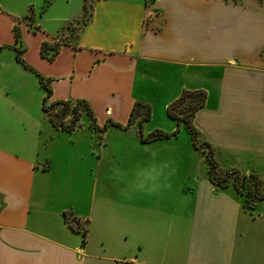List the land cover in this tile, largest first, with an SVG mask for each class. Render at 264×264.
<instances>
[{"label":"crops","instance_id":"1","mask_svg":"<svg viewBox=\"0 0 264 264\" xmlns=\"http://www.w3.org/2000/svg\"><path fill=\"white\" fill-rule=\"evenodd\" d=\"M83 2L27 0L20 18L0 3V52L18 25L20 59L47 81L45 105L83 102L104 128L85 114L70 132L54 127L38 77L17 62L33 84L0 79V264H264V202L247 209L231 183H210L204 152L166 113L183 90L204 91L191 117L198 141L218 169L264 187V0H92L71 36ZM61 34L66 42L43 58L41 43ZM135 103L149 119L123 128ZM175 128L140 140L139 131ZM164 163L157 194H121ZM64 211L86 228L84 243Z\"/></svg>","mask_w":264,"mask_h":264},{"label":"trees","instance_id":"2","mask_svg":"<svg viewBox=\"0 0 264 264\" xmlns=\"http://www.w3.org/2000/svg\"><path fill=\"white\" fill-rule=\"evenodd\" d=\"M86 11V6H85V0L83 2V10L82 12ZM90 14V13H89ZM38 30V27L35 28L34 32ZM18 31L14 28V46H11L12 50L14 51L15 54V61L19 64L22 65V67L26 70L32 71L35 73V75L38 77V82L40 86L44 89L45 95L42 100V110L47 114L49 121L54 127H57L61 130L65 131H72L75 128V123L79 119L81 115V111L85 112L89 119V123L93 129H96L98 131H103L104 128H97L94 125V118L91 114V111L86 107L85 103L83 102H77L76 105H74L70 111L73 115V118L68 122L67 125H64L61 121H56V118L58 117H63L64 113L67 112L69 109V102H64V101H55L53 103H50L47 107L45 105L46 99L49 96L50 90L47 87V81L43 80L41 76L36 73L32 67H29L25 63L22 62V60L19 57L20 49L16 46L19 44V36H18ZM60 44L62 42L55 41L52 44H48L47 42H42L40 45V55L43 58H46L47 60H52L53 57L57 54L58 49ZM50 51V52H49ZM204 99H205V93L204 91L197 90V91H187L183 90L180 95L172 101L167 107H166V113L169 118L174 120L176 124L178 125L179 123H183L191 141V145L195 150H200L204 152V157L205 161L207 162V177L210 183L219 186L221 188L227 187L229 183L233 186L235 191L241 195H243V205L247 209H252L251 207L248 208L249 203L254 204L258 201H263L264 202V187L261 186V183L258 179V177L254 174H247V175H242L238 173L236 170H223V173H220V169L217 167V163L213 158V152L212 149L208 147L203 142H199L197 139V134L196 130L191 124V117L193 116V113L196 109L200 108L204 104ZM186 104L184 110H178V108L182 105ZM58 105L61 106V112L54 113L51 115L48 111L51 109L53 106ZM81 105L82 110L78 109V106ZM77 106V107H76ZM143 107L142 104L140 103H135L132 110L130 111L128 120L126 125L123 128H126L133 118L140 116L138 120V124L141 125V122L146 121L149 119V108L144 107L143 112H139L140 109ZM142 111V110H141ZM114 126H118L117 124H112ZM177 132V128L174 129L172 132H163L161 130H153L149 132L147 135L144 137L142 136L141 132L139 131L140 135V140L142 142H150L153 140L157 139H162V138H168L171 136H175ZM232 175L233 178L232 180L228 179V176ZM250 183L249 187H247V183ZM63 218L67 222L68 226L70 229L80 232L82 236V243L85 242V233H86V228L83 230H79L77 226L78 225V219H76L70 211H64L63 212ZM75 224V225H74Z\"/></svg>","mask_w":264,"mask_h":264},{"label":"rangeland","instance_id":"3","mask_svg":"<svg viewBox=\"0 0 264 264\" xmlns=\"http://www.w3.org/2000/svg\"><path fill=\"white\" fill-rule=\"evenodd\" d=\"M26 1L27 0H10V4L8 5L12 10H15V12L17 13V18H20L21 16H23L22 14H24V8H25V5H26ZM3 2H5V0H0V3L3 4ZM47 2V1H46ZM91 2L92 0H85V6H86V11L85 12H82L81 14V20H78V23L77 24H72L70 23L67 28H68V32L70 33L71 36H74L77 32V29L81 26L82 23L86 22L88 19H89V13H90V7H91ZM7 6V5H6ZM46 6V5H44ZM44 9V7L42 8ZM40 10L41 13H44V10ZM3 10V9H2ZM39 10V9H38ZM38 10H36V16H37V12ZM2 12H5V10H3ZM54 13V14H58L59 13V10L56 6H54L52 8V10L49 12L50 13ZM6 13V12H5ZM4 13V14H5ZM29 14L26 15V17H23L22 20L24 22H26L27 24V27L28 29H30L31 31H34L35 28H37L38 26H36L35 24H33L30 20H29ZM41 21V20H40ZM40 21H39V25H40ZM43 24V23H42ZM44 26H47L48 24H43ZM48 27V26H47ZM16 29V31H18V34H19V28H18V25L14 27ZM14 34V33H13ZM19 36V35H18ZM66 37L61 34L59 36H57L56 38V41L58 42H66ZM28 43L30 44V41H28ZM20 45V44H18ZM11 46H14V45H6L2 48L1 52H0V79H5L6 82L9 81L11 84L12 83H15L17 81H24L26 84H33V80L31 78V76L25 74L26 76H23L21 78V76L19 77L18 75H16V71H15V65H17L15 62V54H14V51L12 50ZM50 52V51H49ZM32 72V71H31ZM31 72L30 75H33ZM28 73V72H27ZM37 81V80H35ZM41 90L43 91V88H41ZM45 95V94H44ZM44 97V96H43ZM77 103H70L69 104V109L67 110L66 113H64L63 117H58L56 118V121H61L64 125H67L68 122L73 118V115L70 111V109L76 105ZM185 105L186 104H182L178 110H184L185 108ZM48 105H46L47 107ZM77 107V106H76ZM78 109L79 110H82V107L81 105L78 106ZM61 106H58V105H55L53 106L51 109H49V113L51 115H53L54 113L58 112L60 113L61 111ZM81 114H85V112L81 111ZM86 115V114H85ZM87 116V115H86ZM155 116L158 118V115L155 114ZM80 118V117H79ZM79 120V119H78ZM77 120V122H78ZM84 121V119H82ZM77 122L75 123V127L77 126ZM176 129V128H175ZM177 131H178V128H177ZM180 133L181 135L185 134L186 137L188 138V135H187V132L184 130V129H180ZM177 134V132H176ZM220 173H223V170L220 171ZM233 176L232 175H229L228 176V179L229 180H232ZM250 183L248 182L247 183V187H249ZM254 206V202L253 203H249L248 204V208H252ZM75 225V224H74ZM78 227V229L81 231L83 230L84 228L81 226V225H75Z\"/></svg>","mask_w":264,"mask_h":264},{"label":"clouds","instance_id":"4","mask_svg":"<svg viewBox=\"0 0 264 264\" xmlns=\"http://www.w3.org/2000/svg\"><path fill=\"white\" fill-rule=\"evenodd\" d=\"M156 153L152 156L155 158ZM169 167L167 163L156 165L152 164L148 168L141 169L137 173V180L131 188H126L122 191V195L128 199L133 198L136 192L143 193L145 195H155L166 185L162 183V178L167 179L166 169ZM123 173L117 168L113 169V177L115 179H121Z\"/></svg>","mask_w":264,"mask_h":264}]
</instances>
